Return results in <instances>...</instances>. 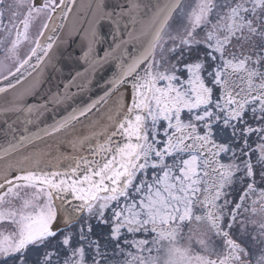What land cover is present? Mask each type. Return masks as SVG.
<instances>
[{
	"label": "snow or ice",
	"instance_id": "1",
	"mask_svg": "<svg viewBox=\"0 0 264 264\" xmlns=\"http://www.w3.org/2000/svg\"><path fill=\"white\" fill-rule=\"evenodd\" d=\"M149 10L144 0H0V95L14 93L0 111L30 124L85 74L114 69L103 95L35 133L11 130L0 147V264H264V0H164L145 27ZM72 14L79 55L67 59L86 67L42 96L67 51L50 33ZM40 16L21 57V31ZM101 104L96 133L89 116ZM84 121L91 136L76 131ZM59 136L89 154L52 168V145L39 144Z\"/></svg>",
	"mask_w": 264,
	"mask_h": 264
},
{
	"label": "water",
	"instance_id": "2",
	"mask_svg": "<svg viewBox=\"0 0 264 264\" xmlns=\"http://www.w3.org/2000/svg\"><path fill=\"white\" fill-rule=\"evenodd\" d=\"M80 0H78V3ZM111 2V0H109ZM144 3L149 4V11L147 15L143 16L142 23L146 27L150 23V17L152 15V10L157 4H163L164 0H144ZM143 12L144 9L142 8ZM64 25L63 30H58L56 33H50L52 35L58 36L60 40L67 41L63 48L67 51L65 52V59L61 61L64 66V71L59 75V79H53L51 83H44L42 85L41 95L43 96L49 88L53 91H57L55 85H59V91L64 93L65 85L69 84L71 77L75 76V70L83 72L85 65L82 62L77 63L75 59L68 60L67 53L75 52L79 55V38L74 34L71 40H69V34L72 33L74 26L76 25V16L74 14L69 15L67 20L58 19L55 21V25ZM141 29V25H137V32ZM131 30V29H129ZM105 32L109 31L106 27ZM128 39L127 34L124 37ZM74 41V42H73ZM109 42H111V37H109ZM106 47V45H105ZM129 49L133 52L139 47L136 41H130L127 45ZM55 50V49H54ZM102 54V53H101ZM114 69L105 66L102 69H97L95 73L85 74L82 78L78 79L75 84H70L67 89V99L63 101L60 105H49L48 110L39 116L33 113L31 119L32 123H25L27 114H15V113H4L0 111V147L7 146V141L11 139L12 131H16V135L27 134V132L35 133L38 128H43L45 125H50L54 119H58L73 108L82 107L85 104L90 103L92 100L97 99L99 96L103 95V90L106 86V81L112 76ZM36 76L33 73V77L28 78L25 82V87L31 82L32 78ZM13 92H8L7 95H0V108L7 106V101L12 98ZM117 99L116 97L113 98ZM28 103L32 104L35 101L29 97ZM111 104V101L109 102ZM106 105L101 104L95 109L89 116V120L96 124L95 132L100 133L107 123L105 112ZM7 121V125H5ZM76 131L81 136H91V126L88 121H84L76 125ZM56 143L52 144L51 140H46L44 143L39 144V147L44 148L45 144H51L52 146L46 149V155L44 157V163L48 164L52 168H67L73 163L74 159H78L81 156L88 155L89 150L87 146H81L76 144L74 147L72 143L65 140L63 136L55 138ZM58 231H64L63 225L57 229Z\"/></svg>",
	"mask_w": 264,
	"mask_h": 264
},
{
	"label": "flooded vegetation",
	"instance_id": "3",
	"mask_svg": "<svg viewBox=\"0 0 264 264\" xmlns=\"http://www.w3.org/2000/svg\"><path fill=\"white\" fill-rule=\"evenodd\" d=\"M45 21H46V18L43 16L35 18L30 24L29 31L27 34V38H25L23 32L21 31V42L19 45L21 57H25L28 54L30 48L34 46V41L37 39L38 34H39L40 30L42 29V26L45 23ZM4 23L8 24L7 17L5 18ZM4 36H5V32H4L3 28L0 27V39H3ZM10 39H12V40L16 39V31L15 30L12 31ZM4 55H5V52L3 50V46H0V59H3ZM2 225H3V222H0V231H5V229ZM99 228H100V234H103L106 231V228H104V226H99ZM69 231H74V229L71 228ZM5 234H7V233L5 232Z\"/></svg>",
	"mask_w": 264,
	"mask_h": 264
},
{
	"label": "trees",
	"instance_id": "4",
	"mask_svg": "<svg viewBox=\"0 0 264 264\" xmlns=\"http://www.w3.org/2000/svg\"><path fill=\"white\" fill-rule=\"evenodd\" d=\"M96 232L98 233V234H100V228H99V226L98 227H96ZM36 253L35 252H32V253H30V257L32 258V259H35L36 258Z\"/></svg>",
	"mask_w": 264,
	"mask_h": 264
}]
</instances>
